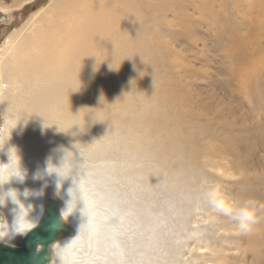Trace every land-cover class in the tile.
<instances>
[{
  "label": "rangeland",
  "instance_id": "obj_1",
  "mask_svg": "<svg viewBox=\"0 0 264 264\" xmlns=\"http://www.w3.org/2000/svg\"><path fill=\"white\" fill-rule=\"evenodd\" d=\"M62 1L66 0H0V51L6 39L18 38L28 47L31 32L25 26L30 17ZM80 1L75 4L82 18V37L72 81L80 82L75 85L79 112L90 122L75 136L77 142L83 141L80 148L92 153L76 152L75 157L92 160L89 168L111 171L122 192L127 181L137 185L148 206L153 202L158 206L162 200L184 209L197 205L199 210L190 212L189 221L200 212L231 229L227 247L238 246L239 252L230 255L231 264H264V210L254 233L245 237L202 198L207 186H215L230 200L264 204V0ZM250 2L260 5L258 14L252 12ZM229 28L243 39L251 35L245 52L252 64L238 66L230 60L236 50L228 52L224 47ZM67 59L60 56L61 67ZM53 80H47L45 91L39 92L35 110L51 95L57 84ZM63 80L70 81L69 77ZM70 104L67 99L54 109L62 116ZM2 114L1 136L6 119ZM48 121L49 126L56 125ZM41 152L44 159L52 158L54 169L64 168L67 177L46 180L39 174L42 187L45 182L56 184L65 196L63 187L78 172L86 178L83 186L88 190L109 184L89 180L86 175L94 177L93 171L68 170L61 157L65 151L42 142ZM18 164L13 168L16 174ZM11 184L18 193L15 178ZM24 184L29 186L28 181ZM70 192L81 197L83 189L80 192L74 184ZM10 208L14 215L15 208Z\"/></svg>",
  "mask_w": 264,
  "mask_h": 264
},
{
  "label": "bare ground",
  "instance_id": "obj_2",
  "mask_svg": "<svg viewBox=\"0 0 264 264\" xmlns=\"http://www.w3.org/2000/svg\"><path fill=\"white\" fill-rule=\"evenodd\" d=\"M75 2L81 1L66 0L38 10L25 26V30L31 32V44L25 47L18 38L6 39L0 51V112L6 118L1 123L5 130L0 135V169H7L0 179L6 180L15 175L13 168L19 163L20 170H26L22 171L23 182L16 179L18 198L25 207L33 205L34 210L29 218L39 222L47 204L57 201L61 218L69 229L66 232L69 234L64 233L49 244L48 264H231L228 261L230 255L239 254L238 246L227 247L232 240L231 229L208 220L200 212H196L189 221L190 212L199 210L197 205H193L191 210L171 200H162L158 206H154V202L153 206H148L137 185L127 181V190L122 192L116 188L117 182L111 171H106L104 167L89 168L92 160L75 157L76 152L92 153L87 148L81 149L83 141L77 142L75 136L80 127H86L90 122L80 116L79 95L75 89L80 82L76 79L72 81L75 76L72 68L78 59L77 48L82 37L79 31L82 18L76 11L78 4ZM251 4L254 5L252 12L258 14L260 5ZM174 12L180 14L179 11ZM229 29V38L224 47L228 52L236 50L233 57H229L230 60L238 66L252 64L253 60L245 52L251 35L243 39L235 29ZM60 56L68 57L65 68L58 63ZM68 77L70 81L66 83L63 79ZM50 79L57 84L51 95H46L35 110L38 94L45 91ZM38 84L43 85L36 89ZM67 99L71 104L60 116L62 111L54 108ZM48 120L56 121V125L49 126ZM42 142L53 150L65 151L66 154L61 157L68 162V170L75 167L85 174L93 171L94 177L86 175L89 180L109 184L88 190L83 186L86 178L78 172L69 186L63 187L65 196L56 184L45 182L42 187L39 174H43L46 180L58 177L59 181H65L67 178L63 160L60 163L63 171H60L54 169L52 158H43ZM105 151L110 153L111 148ZM100 177L103 179L100 180ZM11 181L13 179L0 186V192L12 190L14 186H10ZM24 181H28V187H25ZM74 184L80 186V192L83 189L81 197L70 192ZM25 189L42 194L25 198L22 195ZM78 200L81 202L77 204ZM10 206L17 207L11 200L8 206H0V214L9 224L14 216L10 214ZM209 234H212L211 238ZM22 237L15 236L11 245L15 239Z\"/></svg>",
  "mask_w": 264,
  "mask_h": 264
},
{
  "label": "clouds",
  "instance_id": "obj_3",
  "mask_svg": "<svg viewBox=\"0 0 264 264\" xmlns=\"http://www.w3.org/2000/svg\"><path fill=\"white\" fill-rule=\"evenodd\" d=\"M6 173L7 169H0V178ZM19 173L20 174L9 176L6 180L0 179V186L8 183L13 178L23 182L24 173L20 170V167ZM41 194L42 193L30 192L27 189L22 193L25 198L31 195L38 196ZM202 198L219 217L227 218V220L233 222L236 225L238 234L241 236L247 237L252 235L256 226L261 222L262 217L259 213L264 210V204L259 203L256 200H230L220 188L215 186H207L202 193ZM8 199H10L17 207L13 210L14 216L11 224L3 219L2 214H0V243L11 246V240L14 239L15 236L25 235L36 227L38 220L29 218L30 213L34 210L33 205L28 204L25 207V205L18 199V193L16 190L0 192V206H4Z\"/></svg>",
  "mask_w": 264,
  "mask_h": 264
},
{
  "label": "water",
  "instance_id": "obj_4",
  "mask_svg": "<svg viewBox=\"0 0 264 264\" xmlns=\"http://www.w3.org/2000/svg\"><path fill=\"white\" fill-rule=\"evenodd\" d=\"M68 230L58 202H49L36 227L15 239L11 246L0 243V264H48L49 244Z\"/></svg>",
  "mask_w": 264,
  "mask_h": 264
}]
</instances>
